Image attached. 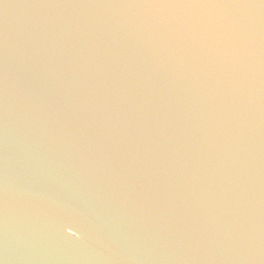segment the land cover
<instances>
[{
  "label": "water",
  "instance_id": "obj_1",
  "mask_svg": "<svg viewBox=\"0 0 264 264\" xmlns=\"http://www.w3.org/2000/svg\"><path fill=\"white\" fill-rule=\"evenodd\" d=\"M0 264H264V0H0Z\"/></svg>",
  "mask_w": 264,
  "mask_h": 264
},
{
  "label": "snow or ice",
  "instance_id": "obj_2",
  "mask_svg": "<svg viewBox=\"0 0 264 264\" xmlns=\"http://www.w3.org/2000/svg\"><path fill=\"white\" fill-rule=\"evenodd\" d=\"M68 229H71L72 230V232H71L70 235H72L73 237L77 236V232L76 231H74L72 228H68Z\"/></svg>",
  "mask_w": 264,
  "mask_h": 264
}]
</instances>
